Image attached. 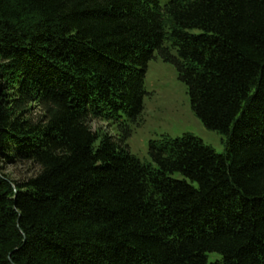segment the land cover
Segmentation results:
<instances>
[{"label": "trees", "instance_id": "16d2710c", "mask_svg": "<svg viewBox=\"0 0 264 264\" xmlns=\"http://www.w3.org/2000/svg\"><path fill=\"white\" fill-rule=\"evenodd\" d=\"M155 53L223 154L126 149ZM0 264H264V0H0Z\"/></svg>", "mask_w": 264, "mask_h": 264}, {"label": "rangeland", "instance_id": "374dc122", "mask_svg": "<svg viewBox=\"0 0 264 264\" xmlns=\"http://www.w3.org/2000/svg\"><path fill=\"white\" fill-rule=\"evenodd\" d=\"M166 0H161L164 2ZM143 111L137 124L131 125L132 133L125 139L126 149L142 163L153 164L148 155L150 142H160L164 138H180L190 134L200 139L217 154L226 150L225 136L215 130L206 128L192 112L186 86L178 79L173 64L163 62L155 53V58L148 62L145 77ZM93 131L119 137L121 131L116 125L92 121ZM96 145V144H95ZM2 171L12 179H26L36 172L30 163L3 164ZM176 179L182 176L172 175ZM217 254H210L207 262L219 260Z\"/></svg>", "mask_w": 264, "mask_h": 264}]
</instances>
